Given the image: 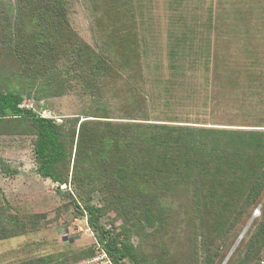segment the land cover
Returning a JSON list of instances; mask_svg holds the SVG:
<instances>
[{"label":"trees","instance_id":"obj_1","mask_svg":"<svg viewBox=\"0 0 264 264\" xmlns=\"http://www.w3.org/2000/svg\"><path fill=\"white\" fill-rule=\"evenodd\" d=\"M228 1L206 8V52L177 26L163 69L140 35L137 0H88L93 45L73 29L68 0H0V137L31 140L36 173L72 190L113 264H223L249 221L226 264L264 255V58L251 7ZM70 94L89 104L59 122L23 106ZM46 218L3 204L0 241ZM93 254L94 245L8 264Z\"/></svg>","mask_w":264,"mask_h":264},{"label":"rangeland","instance_id":"obj_2","mask_svg":"<svg viewBox=\"0 0 264 264\" xmlns=\"http://www.w3.org/2000/svg\"><path fill=\"white\" fill-rule=\"evenodd\" d=\"M137 1L142 5L140 9L142 18L139 16L138 19L140 35L143 38L153 39L155 46V51L148 52V56L154 59L153 54H157L163 69L167 64L169 36L178 31L177 26L187 25L189 30L195 33L196 39L205 45L206 52V8L211 6L214 13H217L223 8L229 9L230 5L228 0ZM68 2L73 29L85 42L93 45L90 29L92 16L89 12L88 0H68ZM241 4L246 9L248 5L252 9L251 19L253 25L257 27L254 41L260 46L259 55L264 58V0H240L239 5ZM85 104H89V100L77 94L51 98L38 103L29 100L23 102L24 107L32 108L37 114L53 118L57 122L63 117L80 113ZM71 191L64 186L58 189L57 185L38 176L30 139L0 137V206L8 204L12 212L24 216L44 213L47 217L38 230L0 241V264L58 253L62 250L77 251L95 244V235L87 225V217L81 216L70 204ZM261 199L264 202V194ZM92 204L99 206L96 195ZM66 205L69 207L65 208ZM58 208L61 209L60 214ZM110 218L112 215L102 218L107 230L111 229L107 224ZM250 225L251 221L245 225L243 229L245 233ZM238 239L226 255L223 264H226L231 257L240 242Z\"/></svg>","mask_w":264,"mask_h":264},{"label":"built area","instance_id":"obj_3","mask_svg":"<svg viewBox=\"0 0 264 264\" xmlns=\"http://www.w3.org/2000/svg\"><path fill=\"white\" fill-rule=\"evenodd\" d=\"M97 196V195H96ZM260 208L261 206H257L252 214V219H257L260 216ZM94 254L86 260L84 264H113L110 257L107 255V253L104 251L102 246L97 243L95 240L94 242ZM259 264H264V255L262 259L260 260Z\"/></svg>","mask_w":264,"mask_h":264},{"label":"bare ground","instance_id":"obj_4","mask_svg":"<svg viewBox=\"0 0 264 264\" xmlns=\"http://www.w3.org/2000/svg\"><path fill=\"white\" fill-rule=\"evenodd\" d=\"M245 234V230L242 232V234L240 235L238 242L240 241V239L243 237V235Z\"/></svg>","mask_w":264,"mask_h":264},{"label":"water","instance_id":"obj_5","mask_svg":"<svg viewBox=\"0 0 264 264\" xmlns=\"http://www.w3.org/2000/svg\"><path fill=\"white\" fill-rule=\"evenodd\" d=\"M226 260V259H225Z\"/></svg>","mask_w":264,"mask_h":264}]
</instances>
